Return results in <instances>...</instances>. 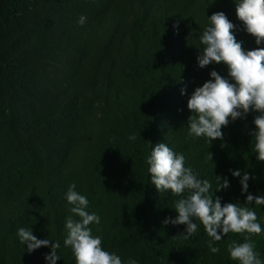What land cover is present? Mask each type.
Segmentation results:
<instances>
[{
	"label": "trees",
	"instance_id": "16d2710c",
	"mask_svg": "<svg viewBox=\"0 0 264 264\" xmlns=\"http://www.w3.org/2000/svg\"><path fill=\"white\" fill-rule=\"evenodd\" d=\"M217 12L236 26L245 51L264 48L237 18L235 0H0V264H47L51 247L29 253L21 227L60 242L56 264H76L63 244L73 183L100 217L89 226L93 236L122 264H238L228 246L249 234H227L212 254L199 221L188 239L185 225L163 224L178 216L182 197L158 193L146 163L165 143L212 184L222 206L246 200L231 171L254 176L248 193L264 195L251 135L258 113L230 120L223 141L188 135L192 93L213 70L229 78L223 63L197 61L199 37ZM216 176L227 178L226 190L216 192ZM249 207L264 229V205ZM249 238L264 264V231Z\"/></svg>",
	"mask_w": 264,
	"mask_h": 264
},
{
	"label": "clouds",
	"instance_id": "9594fccd",
	"mask_svg": "<svg viewBox=\"0 0 264 264\" xmlns=\"http://www.w3.org/2000/svg\"><path fill=\"white\" fill-rule=\"evenodd\" d=\"M237 18L243 23L248 34L255 38V43H264V0H235ZM86 17L81 16L78 23L83 25ZM210 26L206 27L199 40L204 46L202 54L197 57L198 65L204 68L212 63L227 66L228 77L224 78L217 71L210 72V79L198 87L188 100L187 107L192 115L188 120V135L194 138L204 137L210 143L223 141L221 131L227 127L230 120L244 119L249 112H256L254 118L256 131L251 135L255 139L253 150L256 159L264 162V48L257 47L245 51L242 42H238L231 23L223 12L214 13L209 18ZM184 94V90H181ZM135 134L129 140H136ZM212 153L208 160L212 161ZM151 176V184L158 193L171 191L175 196L182 197L175 202L178 213L175 219L166 218L164 225H185V239L193 236L198 229L195 221L203 226L211 238L208 249L212 254H218L220 249L214 246L229 233H247L260 235L264 229L257 222L256 211L249 207L252 204L264 205V195L248 193V172L231 171L233 177H240L241 194H247L244 203H226L221 205L219 197L211 193L212 184L207 179H199L191 167H185L183 153L174 152L167 144L157 143L146 157ZM216 192L226 190L229 182L226 177L216 176ZM187 192L188 195L184 196ZM66 200L70 215L65 221V247H70L76 259V264H122L120 256L109 253L102 248V238L93 236L89 227L99 224L100 217L87 211L89 201L86 196L76 191V184L69 186ZM73 216L79 219H74ZM17 235L20 242L26 245L29 253L41 248L51 247V252L45 256L47 264H56L61 257L57 254L60 242L50 239L39 240L33 235L32 229L19 228ZM244 243L232 242L228 246L230 258L238 264H262L259 253L255 251V243L249 238ZM127 264H138L137 260L129 258Z\"/></svg>",
	"mask_w": 264,
	"mask_h": 264
}]
</instances>
